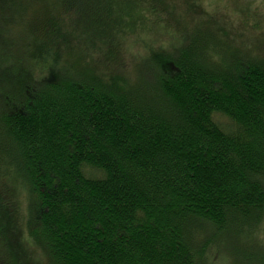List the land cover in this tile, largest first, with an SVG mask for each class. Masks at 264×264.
<instances>
[{
  "label": "trees",
  "instance_id": "obj_1",
  "mask_svg": "<svg viewBox=\"0 0 264 264\" xmlns=\"http://www.w3.org/2000/svg\"><path fill=\"white\" fill-rule=\"evenodd\" d=\"M163 2L0 0V264H264V57Z\"/></svg>",
  "mask_w": 264,
  "mask_h": 264
},
{
  "label": "rangeland",
  "instance_id": "obj_2",
  "mask_svg": "<svg viewBox=\"0 0 264 264\" xmlns=\"http://www.w3.org/2000/svg\"><path fill=\"white\" fill-rule=\"evenodd\" d=\"M165 11L181 16H188L193 22L199 15L208 18L209 23L226 33L230 41L246 47L247 50L264 57V0H163ZM178 13V14H177ZM182 13V14H181ZM174 16V15H173ZM177 19V18H176ZM180 19V18H179ZM140 37L153 45H165L168 37L153 34L148 36L144 31L136 32ZM242 44V45H241ZM22 199L18 202L21 204ZM20 249V250H19ZM21 245L15 246L16 260L20 264H28L32 260L30 248L25 245L22 253ZM8 249L3 239L0 238V258L7 260ZM33 255L34 252H33ZM28 257V258H27Z\"/></svg>",
  "mask_w": 264,
  "mask_h": 264
}]
</instances>
